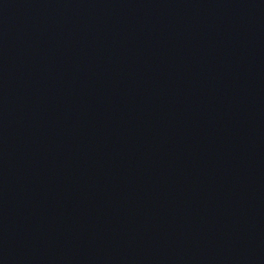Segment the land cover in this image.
<instances>
[{"label":"water","instance_id":"water-1","mask_svg":"<svg viewBox=\"0 0 264 264\" xmlns=\"http://www.w3.org/2000/svg\"><path fill=\"white\" fill-rule=\"evenodd\" d=\"M0 264H264V0H0Z\"/></svg>","mask_w":264,"mask_h":264}]
</instances>
